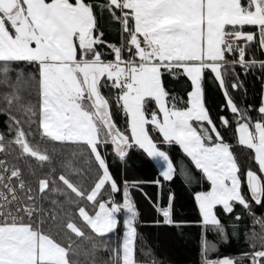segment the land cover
<instances>
[{"label":"snow or ice","instance_id":"snow-or-ice-1","mask_svg":"<svg viewBox=\"0 0 264 264\" xmlns=\"http://www.w3.org/2000/svg\"><path fill=\"white\" fill-rule=\"evenodd\" d=\"M105 11L119 25L118 45L103 39L98 18ZM252 45L264 53V0H0V114L10 133H0V264H81L82 254L97 264L100 251L108 254L100 264H149L137 259L138 211L129 183L117 182L102 153L111 145L123 161L138 146L172 180L177 166L149 126L163 143L179 145L208 184L194 194L200 264H264V234L258 249L253 243L238 257L210 258L217 245L208 239L209 232L228 239L218 206L225 214L242 206L264 231V217L251 213L252 203L264 204V102L253 120L225 83L236 66L264 70V60L246 58ZM206 73L223 91L236 117L237 145L249 150L255 170L242 171L213 122ZM165 75L190 81L186 100L168 91ZM113 106L125 117L123 130ZM172 200L156 206L163 224L189 223L172 219Z\"/></svg>","mask_w":264,"mask_h":264},{"label":"trees","instance_id":"trees-1","mask_svg":"<svg viewBox=\"0 0 264 264\" xmlns=\"http://www.w3.org/2000/svg\"><path fill=\"white\" fill-rule=\"evenodd\" d=\"M93 2L100 3V0H93ZM98 25L100 30L104 32L103 39L105 41L117 45L121 42L122 36L119 25L110 21L106 11L98 18ZM249 30V28H245V31ZM238 43L243 44L244 42L239 41ZM101 51L107 54L109 50L102 47ZM106 58L111 59V56L106 55ZM246 58L264 60V53L258 46L252 45L247 50ZM231 72L235 81L241 85L239 95L233 96V100L241 110H248L253 120L258 119L259 113L256 109L263 101L264 70L259 65L250 71H245L236 66L235 70ZM231 74L228 72L225 76L226 82ZM164 84L172 95L182 97L185 100L187 99V92L191 90L190 81L185 76L174 79L165 75ZM204 90L205 104L209 114L225 141L232 146V151L240 163L242 171L249 167L255 170L256 165L249 158V150L237 145L234 136L236 117L225 107L226 101L223 91L207 73L205 74ZM181 106L183 105L181 104ZM153 109L154 104L149 105V111ZM221 116L228 118L232 122V126L226 128L220 122L219 117ZM113 119L118 128L121 130L126 128L125 117L122 112L116 109L113 112ZM149 129L157 145L168 153L177 166V174L170 181L164 180L157 166L138 146L131 148L125 161L117 159L111 145L102 148V153L107 157L110 171L117 182L121 186H123L124 181H127L129 185H135L131 187V194L132 201L138 211L136 221L138 232L137 259L147 261L149 264L151 261H155L156 264H200V241L203 229L196 223L200 220V216L194 201V194L198 191L207 190L208 184L179 145L163 143V138L159 133L151 131V126ZM0 133H3L6 138H10L8 118L3 114H0ZM30 162L34 168L38 167L36 161L31 160ZM21 167L26 178H30L27 177V169L23 164ZM47 167L45 165V168ZM185 177H190L191 182L189 183ZM157 180L160 181L159 184L155 183ZM243 190L246 192V187ZM170 195L173 197L172 219L189 223L179 227L163 224V216L157 211L156 206L167 207ZM116 199L122 201V196L117 194ZM216 213L226 227L228 239L225 241L215 233H208V239L217 245V251L210 253V258L238 257L242 253L252 251L251 245L253 243L256 244L257 249L260 247L259 236L264 234V231L258 225L254 228V217L249 214L248 210L237 204L231 214H225L222 207L219 206ZM251 213H254L255 217H264V204L252 203ZM237 215L241 217L240 220L235 219ZM77 223L80 222L77 221ZM254 231L256 238L250 239ZM82 248L85 252L90 251V243L82 241ZM148 251H150V255H144ZM107 256L108 254L104 251L98 252L96 254L97 264H100L101 260L107 259ZM80 260L81 264H92L91 256L82 254ZM244 264H248V261L245 260Z\"/></svg>","mask_w":264,"mask_h":264},{"label":"crops","instance_id":"crops-1","mask_svg":"<svg viewBox=\"0 0 264 264\" xmlns=\"http://www.w3.org/2000/svg\"><path fill=\"white\" fill-rule=\"evenodd\" d=\"M231 73H232V72L229 71V74H231ZM225 82H226V81H225ZM234 82H236V81H235V79L233 78V76H232V74H231V77H230L229 80L226 82L227 90H228V92L232 95L231 97H233V96H237V95H239V93H240V89H238V90H233V89H232L231 85H232V83H234ZM262 102H264V100H263Z\"/></svg>","mask_w":264,"mask_h":264},{"label":"rangeland","instance_id":"rangeland-1","mask_svg":"<svg viewBox=\"0 0 264 264\" xmlns=\"http://www.w3.org/2000/svg\"><path fill=\"white\" fill-rule=\"evenodd\" d=\"M226 83V82H225ZM102 91H104V94L105 95H108V90L107 89H104V90H102ZM113 93H114V90H113ZM230 94V93H229ZM230 96H232L231 94H230ZM263 100H264V94H263ZM206 105V104H205ZM116 110V107L115 106H113V112ZM118 127V126H117ZM158 146V145H157ZM112 148H113V146H112ZM158 148H160L159 146H158ZM161 150H163L162 148H160ZM130 150L131 149H129L128 150V153L130 152ZM163 151H165V150H163ZM166 152V151H165ZM113 153H114V151H113ZM167 153V152H166ZM168 154V153H167ZM128 155V154H127ZM127 157V156H126ZM126 157H125V159L123 160V161H125L126 160ZM118 159V158H117ZM151 159V158H150ZM119 160V159H118ZM121 161V160H120ZM154 163V162H153ZM157 168H158V170H159V172L161 171L160 170V168H159V166H157ZM131 187H133L131 184L129 185V192H130V196H131V199H132V194H131ZM122 231H123V228H122V221H121V233H122Z\"/></svg>","mask_w":264,"mask_h":264}]
</instances>
